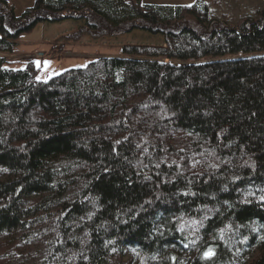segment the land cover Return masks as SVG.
<instances>
[{"label":"trees","instance_id":"1","mask_svg":"<svg viewBox=\"0 0 264 264\" xmlns=\"http://www.w3.org/2000/svg\"><path fill=\"white\" fill-rule=\"evenodd\" d=\"M210 4L34 0L16 15L0 0L4 54L42 21L78 23L61 50L83 33L163 36L46 78L36 58L0 54V238L32 230L52 264L125 247L144 264H179L170 248L180 264H238L240 237L257 249L245 264H264V6L234 24Z\"/></svg>","mask_w":264,"mask_h":264},{"label":"rangeland","instance_id":"2","mask_svg":"<svg viewBox=\"0 0 264 264\" xmlns=\"http://www.w3.org/2000/svg\"><path fill=\"white\" fill-rule=\"evenodd\" d=\"M13 5L16 15H20L27 7L33 4L34 0H7ZM196 0H142L146 3H167L190 5ZM214 16L225 17L228 22L236 23L242 15L253 14L257 9L264 6V0H207ZM78 23L73 19H65L59 22H38L31 30L25 31L18 37V51L16 53L4 54L8 58L33 57L38 60L41 70L38 74L40 78H46L59 73L63 69L72 66L84 65L88 58L102 55L123 56L129 55L121 53V46L129 43L140 44H160L163 41L161 34H153L144 30L135 29L127 33L114 36H87L70 38L64 49L53 47L56 42L61 43L62 35L76 30ZM60 37V38H59ZM65 42V43H66ZM52 44V47L51 45ZM182 134L175 135L173 144L182 147L184 144ZM67 161L59 160L55 162L57 167H61ZM6 175L5 168L0 166V179ZM180 221L188 229L193 230V218L180 216ZM56 221L52 218L46 222L48 234L56 228ZM28 230L26 233H15L2 236L0 238V264H52L53 260L48 252L44 239L36 238L35 234ZM55 235V234H54ZM240 237L229 241L234 259L238 264L248 263L257 255L254 246H241ZM172 252L179 258V264L185 258V253H178L175 249ZM174 258V255H171ZM172 258V259H173ZM144 257L140 256L135 249L125 247L121 252L114 253L109 259V264H144ZM155 263V259H149V263ZM160 264V263H159ZM163 264V263H162Z\"/></svg>","mask_w":264,"mask_h":264},{"label":"snow or ice","instance_id":"3","mask_svg":"<svg viewBox=\"0 0 264 264\" xmlns=\"http://www.w3.org/2000/svg\"><path fill=\"white\" fill-rule=\"evenodd\" d=\"M206 255H208V254H206Z\"/></svg>","mask_w":264,"mask_h":264}]
</instances>
